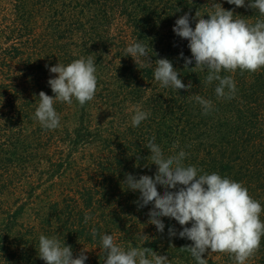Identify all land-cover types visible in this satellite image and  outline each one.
I'll return each instance as SVG.
<instances>
[{"label":"trees","instance_id":"1","mask_svg":"<svg viewBox=\"0 0 264 264\" xmlns=\"http://www.w3.org/2000/svg\"><path fill=\"white\" fill-rule=\"evenodd\" d=\"M213 3L249 23L261 18L249 0L240 8L226 0H0V264H45L36 249L41 234L64 239L74 257L88 250L85 264H104L93 228L125 249L149 247L169 264H196L181 250L192 242L179 237L178 222L162 217L158 232L148 223L152 205L138 207L139 192L123 184L128 173L155 175L145 148L153 136L165 156L184 150L186 165L242 183L264 207V69L222 72L233 76L236 93L218 99L206 71L184 70L180 53L191 58L188 41L172 31L184 13L194 28L195 12L206 15ZM138 40L158 54L149 48L150 66L125 56ZM89 55L97 68L95 98L83 107L75 99L56 102L60 126L44 129L34 113L40 91L54 95L47 81L56 74L48 68ZM159 58L172 61L185 85L191 81L190 92L155 81ZM193 94L212 101L209 114L188 99ZM137 107L151 114L133 127ZM205 258L234 264L223 253ZM247 264H264V238Z\"/></svg>","mask_w":264,"mask_h":264},{"label":"clouds","instance_id":"2","mask_svg":"<svg viewBox=\"0 0 264 264\" xmlns=\"http://www.w3.org/2000/svg\"><path fill=\"white\" fill-rule=\"evenodd\" d=\"M237 8L245 7V0H226ZM247 7L258 10L261 18L249 23L243 16L225 9L220 3H213L206 15L195 12V27L190 25V13L180 16L172 31L188 41L191 58L184 60V70L192 73L207 72L205 83H216L215 94L218 99H232L236 93V83L232 75L222 72L256 73L264 69V0H249ZM207 17V18H205ZM150 45L135 41L125 49V56H130L135 63L142 58L151 65ZM153 55L154 53L151 48ZM195 62V66H188ZM154 79L161 87L190 92L191 81L187 85L180 78L181 73L174 68L168 58L155 60ZM46 67H48L46 65ZM56 74L47 83L54 95L39 92L38 106L34 119L48 130L60 126V116L54 105L56 102L72 104L73 99L83 107L95 98L98 78L96 62L89 55L87 58L74 59L67 65L57 63L48 68ZM202 108V114H209L213 108L211 100L198 94L188 96ZM137 107L131 117L133 127H138L150 116ZM178 145H173V148ZM145 148L150 151L152 163L156 166L154 176L131 173L125 175L123 184L128 190L139 192L136 203L143 208L152 205L148 212L149 224L155 225L163 233L165 224L162 217L174 219L182 230L178 235L192 242L181 247L195 259L196 264H208L205 254L209 252L229 255L234 264H247L259 250L264 238V220L261 214L264 207L254 199L248 189L240 182L222 177L213 172L203 173L193 165L184 163L187 153L184 150L165 156L160 145L155 143V136L149 139ZM158 185L164 191L158 190ZM91 217L85 214V223ZM191 225L188 227L187 225ZM169 236L177 235L173 227L168 229ZM99 235L100 251L104 254V264H169L166 255L158 254L149 247L120 246L113 235L99 234L91 230L93 240ZM145 237L142 234V238ZM147 237V236H146ZM37 255L45 264H85L88 259L84 248L78 256L73 255L71 245H67L58 236L41 234L38 239Z\"/></svg>","mask_w":264,"mask_h":264}]
</instances>
